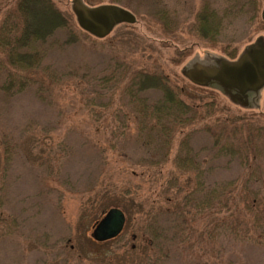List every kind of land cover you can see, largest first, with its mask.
<instances>
[{"label":"rangeland","instance_id":"obj_1","mask_svg":"<svg viewBox=\"0 0 264 264\" xmlns=\"http://www.w3.org/2000/svg\"><path fill=\"white\" fill-rule=\"evenodd\" d=\"M55 1L70 12V0ZM161 1L181 14L183 24L176 32V41L155 22L138 20L133 28L154 49V57L166 65L168 72L186 77L201 68H217L221 59L233 61L215 43V35L205 40L189 31L194 14L209 0ZM210 1L215 6L222 2ZM258 2L261 4L255 22L248 15L234 16L221 37V45H230V52L235 49L236 59L258 39L264 42V0ZM119 29L109 38L120 40ZM109 44V40L87 41L82 36L72 43L60 35L44 64L66 75L107 71L111 57L120 51ZM185 48H189L187 56L178 65L172 64ZM145 65L152 66L149 62ZM69 80L68 94L61 100L46 94L41 97L39 83L16 95L0 92V143L4 141L11 152L5 169L0 168V264H264V132L255 133L256 138L246 149L232 144L224 152L207 132L195 133L191 144L202 171L198 182L202 193L187 200L182 196L176 199L185 211V224L183 218L174 222L176 217L170 215L167 219L164 215L159 222L166 229L165 239L153 245L147 233L144 238L133 237L136 232H144L139 228L146 226L147 220L153 225L154 218L131 216L126 217L128 222L117 238L94 242L91 234L95 225L112 207L125 210L123 204L130 196L138 200L136 203L145 202V208L153 201H158L159 207L171 208L173 204L152 192L158 184L152 183L148 175L125 176L131 156L135 158L133 152L118 156L117 149H112V154L105 157L90 149L85 138L87 112L82 98L107 103L110 96L106 91L99 95L97 88L87 82ZM205 86L218 94L220 105H226L231 113L264 126V88L244 94L215 80ZM189 96L195 102L210 100L187 90ZM105 169V176L100 177ZM171 169L170 161L167 170ZM196 182L191 190L198 189ZM227 184H233V194L219 196ZM102 185L114 186L115 195L113 192L106 199H94ZM211 190L216 195L210 197ZM207 199L211 203L203 211L198 209Z\"/></svg>","mask_w":264,"mask_h":264},{"label":"trees","instance_id":"obj_2","mask_svg":"<svg viewBox=\"0 0 264 264\" xmlns=\"http://www.w3.org/2000/svg\"><path fill=\"white\" fill-rule=\"evenodd\" d=\"M81 1L88 7L119 6L130 11L136 22L122 23L114 27L113 31L121 27L118 33L120 40L109 38L113 31L105 38L99 39L80 27L72 0L70 12L62 10L55 0H0V92L5 96L16 95L39 83L41 97L46 94L61 100L68 94L67 90L71 85L69 79L78 84L87 82V85H93L101 96L104 94L102 92L106 91L110 96L107 103L85 101V96L82 98L83 109L87 112L85 138L90 149L99 152L101 156L111 155L112 149H117L118 156L126 151L133 152L135 158L131 156L130 159L133 160H129L130 165L125 168V176L131 174L133 178L136 175L144 178L148 175L152 183L158 184L152 192L163 198L165 203L172 202L171 208L166 205L157 206L158 201L149 202V206L145 208V202L136 203L138 200L130 196L123 204V212L130 219L131 216L150 219V215L154 218L153 225L147 220V225H141L139 228V231L144 232H136L133 237V240L144 238L147 233L148 239L152 236L153 241L150 242L154 245V242L156 244L165 239L166 229L159 222L161 217L167 215L168 219L172 215L176 217L174 222L182 218V223L186 222L185 211L183 208L181 211L176 199L182 196L187 200L202 193V184L198 183L202 171L198 155L194 153L191 144L193 135L199 131L207 132L221 148V152H224L230 150L229 146L232 144L242 149L251 146L256 138L254 134L264 132V126L259 121L231 113L226 105H220L218 94L206 89V86L168 72L164 68L166 65L160 64L159 59L154 57V49L147 46L142 37L134 31L133 26L138 20L155 22L161 26L165 35L176 41V32L183 24L177 9H168L161 0ZM260 4L258 0H222L215 6L210 0L204 1L194 14L189 31L205 40L211 34L215 35L218 38L215 43L231 60H235V49L230 52V45H221V37L234 16L248 15L250 21L255 22ZM60 35L66 36L68 42L72 43L78 42L81 36L87 41L90 38L109 40V46L120 51L111 57L107 71L100 69L98 72L78 74L76 71L70 75L59 74L44 62L49 51L56 48ZM188 51L189 48H185L181 58L173 60L172 64L178 65L187 56ZM147 62L152 66H146ZM187 90L206 96L210 100L201 99L200 102H195L192 97H186ZM219 114H229L230 117L220 118ZM223 140L224 144L221 145ZM0 145V168L3 171L11 152L4 141H1ZM248 153L250 152L245 156ZM170 161L173 169L167 170ZM135 165L140 170L131 168ZM105 173L106 169L100 177L105 176ZM195 179L198 189L191 190L190 186ZM99 186L101 187L100 184ZM100 187L95 192L94 199H106L107 195L113 192L115 195L114 186L113 189L109 185H102L101 189ZM234 190L233 184H227L220 189L219 196L226 193L231 195ZM127 192L131 195L130 190L127 189ZM169 194L173 196L172 199L166 198ZM208 194L212 197L216 195V191H208ZM203 203L205 204L198 205V209L202 211L211 202L207 199ZM253 203L254 201H251V205ZM172 208L175 210L172 211ZM140 260L142 261V258Z\"/></svg>","mask_w":264,"mask_h":264},{"label":"water","instance_id":"obj_3","mask_svg":"<svg viewBox=\"0 0 264 264\" xmlns=\"http://www.w3.org/2000/svg\"><path fill=\"white\" fill-rule=\"evenodd\" d=\"M73 10L80 27L92 36L102 39L108 36L116 25L134 24L135 16L116 5L88 7L81 0H72ZM264 21V8L261 13ZM198 76V78H194ZM186 77L198 85L205 86L215 80L225 88H234L242 93L258 92L264 88V42L258 39L247 47L237 60L221 59L217 68H201L199 72ZM126 216L121 209L112 208L95 225L91 238L104 243L117 238L124 229Z\"/></svg>","mask_w":264,"mask_h":264}]
</instances>
